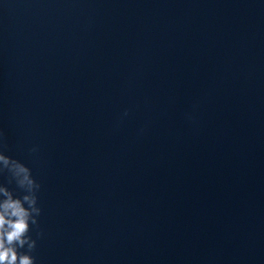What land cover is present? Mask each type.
Listing matches in <instances>:
<instances>
[{
	"label": "clouds",
	"instance_id": "9594fccd",
	"mask_svg": "<svg viewBox=\"0 0 264 264\" xmlns=\"http://www.w3.org/2000/svg\"><path fill=\"white\" fill-rule=\"evenodd\" d=\"M25 199L28 198L25 197ZM37 199V196L33 197L31 203L37 205ZM0 207L3 208L0 212V264H17V262L18 264H35V258L32 255H20L18 259L17 252L12 245L18 242L23 246L27 240H30L29 250L35 249L36 241L27 234L30 231L29 221L31 225H36L41 209L38 206L35 207L33 211L36 215L31 217L30 212L22 206L19 200L11 199Z\"/></svg>",
	"mask_w": 264,
	"mask_h": 264
}]
</instances>
